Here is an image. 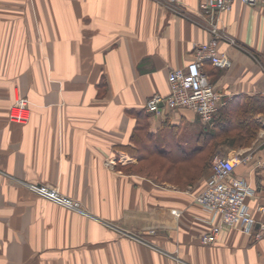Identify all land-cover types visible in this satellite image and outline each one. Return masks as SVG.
Wrapping results in <instances>:
<instances>
[{"label":"crops","instance_id":"1","mask_svg":"<svg viewBox=\"0 0 264 264\" xmlns=\"http://www.w3.org/2000/svg\"><path fill=\"white\" fill-rule=\"evenodd\" d=\"M199 1L181 0L177 11L163 0H0V264H264V237L239 227L200 243L210 215L196 196L212 163L186 186L125 170L138 165L136 133L191 155L208 132L262 100L249 125L213 136V160L253 153L235 174L256 189L247 204L264 223V168L256 164L264 155V4L235 0L218 15L237 45L219 41L231 68L203 65L221 96L213 125L190 109H165L161 118L145 111L153 95L170 93V72L211 38ZM19 99L30 106L27 124L10 120ZM185 134L197 145L184 144ZM27 183L58 189L90 215L33 194Z\"/></svg>","mask_w":264,"mask_h":264},{"label":"built area","instance_id":"2","mask_svg":"<svg viewBox=\"0 0 264 264\" xmlns=\"http://www.w3.org/2000/svg\"><path fill=\"white\" fill-rule=\"evenodd\" d=\"M173 9L180 11L181 0H163ZM235 0H200L199 10L203 24L211 34L208 42L195 45V58L184 68L173 69L168 82V95L155 94L145 105V111L156 117H163L165 109L195 111L202 123L211 126L214 123L219 108L221 96L211 85L203 71L204 62L210 61L213 66L221 69L232 67V60L225 53H219L220 40L231 45H237L236 40L219 27V14L231 10ZM249 6L264 4V0H240ZM31 118V110L27 99H19L10 108V120L19 124H27ZM253 153H239L232 157H216L212 161V174L206 182L204 190L196 196V203L210 215V230L200 237V243L210 246L218 241L223 230L239 227L249 236L264 237V223L258 226L253 217L247 199L256 194V189L245 178L236 176V168L250 164ZM126 156H121L120 162L126 163ZM256 164L264 168V155L256 160ZM26 188L51 202L69 210L90 215L81 202L69 198L58 189L49 185L27 183ZM110 228L113 226L109 223ZM259 227V229L257 228ZM124 237L145 242L139 236L123 230L119 231ZM150 233H154L151 231ZM147 244V243H146ZM179 264H187L179 260Z\"/></svg>","mask_w":264,"mask_h":264},{"label":"trees","instance_id":"3","mask_svg":"<svg viewBox=\"0 0 264 264\" xmlns=\"http://www.w3.org/2000/svg\"><path fill=\"white\" fill-rule=\"evenodd\" d=\"M258 106H263L262 100L256 102L252 100L251 107L248 111L240 113L235 118V121H226L225 125L227 128L223 126L220 132H216L214 135L208 132L206 139L202 141L200 147L194 150L191 155H186L180 148L177 152L172 151V147L174 146L169 142H166L164 149H160L156 144L154 135L146 132L144 135L145 138L142 139L136 133L134 139L140 143L139 152L135 153V157L138 159V165L126 167L125 170H134L145 177L161 182L169 181L182 186L193 184L198 181L212 163L218 143L220 142L219 140H215L213 136L220 137L223 135L224 137L223 132H227L228 128L233 125L239 127L249 125L253 122L256 113L255 108ZM226 141L223 140L221 143ZM232 141H234L233 143L236 142L235 140Z\"/></svg>","mask_w":264,"mask_h":264},{"label":"rangeland","instance_id":"4","mask_svg":"<svg viewBox=\"0 0 264 264\" xmlns=\"http://www.w3.org/2000/svg\"><path fill=\"white\" fill-rule=\"evenodd\" d=\"M189 136L190 135H188V134H185V135L182 136V139H183L184 144H186V142H188L187 143V146H189V144L193 141V145L195 144V146H196L197 145V140L194 138L192 141H190V140L187 139ZM149 160H151V158H149Z\"/></svg>","mask_w":264,"mask_h":264}]
</instances>
